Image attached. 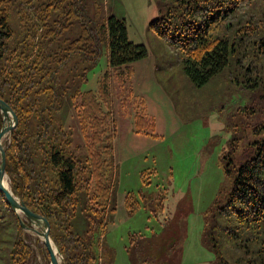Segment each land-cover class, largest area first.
<instances>
[{
    "label": "trees",
    "instance_id": "1",
    "mask_svg": "<svg viewBox=\"0 0 264 264\" xmlns=\"http://www.w3.org/2000/svg\"><path fill=\"white\" fill-rule=\"evenodd\" d=\"M258 2L262 0H187V12L176 17L178 23L160 17L148 27L182 55L183 73L198 88L221 72L235 48L241 49L240 60L251 59L248 71L264 60V11L261 19L249 16L241 24L234 22ZM11 9L12 14L26 18L18 36H13L8 25ZM77 11L71 0L47 4L0 0V99L17 120L3 141L4 173L12 195L48 222L60 264H104V260L96 261L93 249L99 245L110 193L115 130L110 80L122 90L132 74L130 64L144 52L127 40L122 21L111 16L103 24H88L77 21ZM74 29L75 35H66ZM96 33L102 42L105 37L107 67L118 72L109 76L105 70L95 90L76 91L75 117L84 148L83 158H78L70 150L62 119L63 99H69L70 84L57 83V77L70 63L82 74L85 70L79 64H95L99 57ZM153 128L154 123L143 113L134 114V133ZM237 156L234 164L228 159L230 164L224 165L229 186L211 212L205 239L214 254L212 264H264V138L245 145ZM80 197L83 224L81 232L75 233L73 220ZM0 199V242L4 243L7 264H48L36 261L32 236L20 227L1 194ZM224 222H234L239 232L223 229L226 239L236 240L226 257L213 239L217 230L222 232L219 226ZM36 245L48 259L38 240Z\"/></svg>",
    "mask_w": 264,
    "mask_h": 264
},
{
    "label": "rangeland",
    "instance_id": "2",
    "mask_svg": "<svg viewBox=\"0 0 264 264\" xmlns=\"http://www.w3.org/2000/svg\"><path fill=\"white\" fill-rule=\"evenodd\" d=\"M40 1L47 4L53 0ZM71 1L78 10L77 21L98 25L112 16L122 21L127 40L140 45L144 52L141 59L130 64L132 74L122 90L110 80V110L115 126L112 169L104 226L99 245L93 249L96 261L212 264L214 254L207 245L205 230L220 193L229 186L224 165L230 164L228 159L234 164L245 145L264 138V60L248 71L251 59L240 60L241 49L235 48L221 72L196 88L183 73L182 55L148 27L153 19L173 20L185 15L187 0ZM263 11L264 0L234 22L241 24L249 16L261 19ZM12 13L11 9L8 25L13 36H18L26 18ZM28 18L31 24L32 16ZM75 34V29L66 33ZM96 35L99 57L95 64H79L85 70L82 74L70 63L57 77V83L70 84L69 99H63L62 119L69 133L70 150L78 158H83L84 148L75 117L76 91L95 90L105 70L109 76L118 72L107 67L105 37L102 42ZM136 112L154 123L153 130L134 133ZM5 181L8 187L7 177ZM80 199L73 220L75 233L81 232L83 224L84 202ZM236 227L234 222L221 223L222 232L217 230L213 235L225 257L236 240L226 239L223 229L239 234ZM27 233L32 236L30 244L37 253L36 261L48 263L36 245L40 240ZM3 244L0 242V264H7Z\"/></svg>",
    "mask_w": 264,
    "mask_h": 264
},
{
    "label": "water",
    "instance_id": "3",
    "mask_svg": "<svg viewBox=\"0 0 264 264\" xmlns=\"http://www.w3.org/2000/svg\"><path fill=\"white\" fill-rule=\"evenodd\" d=\"M0 114L2 116V125L0 127V194L2 195L5 204L16 215L20 227L27 232L35 234L40 240L47 256L48 264H60V257L57 249L52 244L49 238V224L41 216L28 210L22 200L14 197L7 187L5 181L6 175L4 173V151L3 139L8 135L16 126L17 120L14 112L10 107L0 99ZM27 223L28 225H25ZM52 245L55 248L53 252Z\"/></svg>",
    "mask_w": 264,
    "mask_h": 264
},
{
    "label": "bare ground",
    "instance_id": "4",
    "mask_svg": "<svg viewBox=\"0 0 264 264\" xmlns=\"http://www.w3.org/2000/svg\"><path fill=\"white\" fill-rule=\"evenodd\" d=\"M52 249H53V252L55 253V248L53 247V245H52Z\"/></svg>",
    "mask_w": 264,
    "mask_h": 264
}]
</instances>
